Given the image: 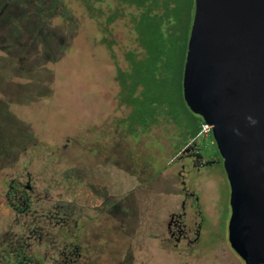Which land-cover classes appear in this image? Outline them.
Returning a JSON list of instances; mask_svg holds the SVG:
<instances>
[{"label": "rangeland", "instance_id": "1", "mask_svg": "<svg viewBox=\"0 0 264 264\" xmlns=\"http://www.w3.org/2000/svg\"><path fill=\"white\" fill-rule=\"evenodd\" d=\"M113 3L0 0V264H241L222 163L184 177L202 203L201 247L169 238L182 198L173 155L203 120L179 75L170 86L163 72L156 89L144 72L138 85L132 70L113 77L99 40ZM193 14L194 0L190 27ZM129 25L109 23L122 59Z\"/></svg>", "mask_w": 264, "mask_h": 264}, {"label": "water", "instance_id": "2", "mask_svg": "<svg viewBox=\"0 0 264 264\" xmlns=\"http://www.w3.org/2000/svg\"><path fill=\"white\" fill-rule=\"evenodd\" d=\"M181 86L223 159L230 245L264 262V0H194Z\"/></svg>", "mask_w": 264, "mask_h": 264}, {"label": "trees", "instance_id": "3", "mask_svg": "<svg viewBox=\"0 0 264 264\" xmlns=\"http://www.w3.org/2000/svg\"><path fill=\"white\" fill-rule=\"evenodd\" d=\"M113 1V5L105 15V26L99 25V40L107 47L115 67L113 77L116 79L125 73L130 74L132 70L133 81H130L132 84L138 85V81L135 79L141 72H144L149 76V81H144V83L155 88L159 76H163V72H166L164 78L167 85H174L175 79L179 75V86L182 89V72L190 30V25L184 19L182 12L185 9V13L190 14L193 0H183L184 5L180 4V0ZM117 18L125 20L127 25L130 24L133 43L135 42L132 49L123 50V52L125 51L124 59L115 53L117 49L120 50L121 41L117 43L112 40L113 35L109 28V23ZM138 49L141 51H137ZM122 62L126 63L125 67H122ZM160 123L167 132L178 128L170 118ZM199 130L200 127L196 126L193 133L186 131L187 138L176 149L175 154Z\"/></svg>", "mask_w": 264, "mask_h": 264}, {"label": "flooded vegetation", "instance_id": "4", "mask_svg": "<svg viewBox=\"0 0 264 264\" xmlns=\"http://www.w3.org/2000/svg\"><path fill=\"white\" fill-rule=\"evenodd\" d=\"M173 157L175 158L174 162L179 164L177 173L181 178L182 198L178 208L169 213L166 230L175 247H201L200 241L204 224L202 203L194 190L186 188L184 177L189 175L191 176L190 181H194L195 176L201 170L216 164H223V159L214 139L203 137L199 135V132L190 137ZM239 258L241 264H246L240 256ZM257 264H264V262Z\"/></svg>", "mask_w": 264, "mask_h": 264}, {"label": "built area", "instance_id": "5", "mask_svg": "<svg viewBox=\"0 0 264 264\" xmlns=\"http://www.w3.org/2000/svg\"><path fill=\"white\" fill-rule=\"evenodd\" d=\"M212 126L205 121L201 122L199 134L203 137H208V134L211 132Z\"/></svg>", "mask_w": 264, "mask_h": 264}]
</instances>
